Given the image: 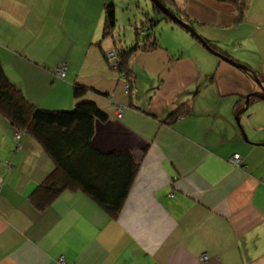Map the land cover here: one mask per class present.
Segmentation results:
<instances>
[{"label": "crops", "instance_id": "crops-1", "mask_svg": "<svg viewBox=\"0 0 264 264\" xmlns=\"http://www.w3.org/2000/svg\"><path fill=\"white\" fill-rule=\"evenodd\" d=\"M109 1L116 17L130 12L131 0H0L9 79L46 109L73 108L75 82L93 88L83 98L107 114L93 144L128 149L139 164L116 218L80 190L38 210L29 195L53 162L0 115V264H264V99L250 98L240 116L249 141L235 120L259 90L253 75L264 86V0H248L242 19L227 2L166 0L206 45L161 18L158 45L129 57L130 79L103 56L135 42L118 22L114 39L102 37Z\"/></svg>", "mask_w": 264, "mask_h": 264}, {"label": "trees", "instance_id": "trees-1", "mask_svg": "<svg viewBox=\"0 0 264 264\" xmlns=\"http://www.w3.org/2000/svg\"><path fill=\"white\" fill-rule=\"evenodd\" d=\"M160 1L170 8L166 0ZM217 1L234 5L237 19L243 18L248 4V0ZM163 18L170 19L166 16ZM186 21L193 25L188 18H185ZM116 22L114 4L109 1L104 4L102 37L114 39ZM157 22V19L141 20V26L135 27L134 43L103 52L109 64L111 61L107 59V52L115 53L118 58L115 69L127 79L130 77L127 63L131 54L158 45L154 32ZM211 48L215 49V46L211 45ZM130 88L129 84L127 92ZM91 89L75 82L72 89L75 104L71 109L39 107L29 101L9 79L0 61V115L16 132L32 136L53 162L52 171L29 195L30 204L38 210L49 206L64 190H80L110 217L116 218L129 193L139 164L128 149L102 151L93 144L94 122L106 120L107 114L95 102L83 98ZM187 107L186 103L181 104L170 113V119L186 112Z\"/></svg>", "mask_w": 264, "mask_h": 264}, {"label": "water", "instance_id": "water-1", "mask_svg": "<svg viewBox=\"0 0 264 264\" xmlns=\"http://www.w3.org/2000/svg\"><path fill=\"white\" fill-rule=\"evenodd\" d=\"M148 1H149L150 5H151L152 11L155 12L154 14H156V13L161 14V18H163L164 16L170 18L172 21L176 22L180 26H182L185 29H187L191 34L195 35L204 45H206V43L204 42V40H201L202 38L199 37V35L197 34V32H196V30H195V28H194L193 25H191V24L185 22L184 20H182L179 16H177L175 14V12H173L170 8H168L160 0H148ZM154 5L156 6V8H154ZM149 13H150L149 10L146 11V12H142V15L144 16V19H142V20H145L146 21V20L154 19V18H152V17L149 16ZM221 57L223 59L229 61L230 63L236 65L237 67H240V68H242L244 70L247 69L245 65L236 63L235 61H233L231 59H228L226 56H221ZM252 78H253L254 82L257 84L259 90L253 91V92H251L250 94H248L245 97L243 106L238 110V112L235 115L236 123H237V125L239 126V128L241 130L242 137L246 141H249V140H248L247 135L245 134V131L241 127V124H240V116L247 109V106L249 104L250 98L264 99V86L261 84L260 80L255 75H253ZM257 144H260V143H257ZM261 144L264 145V143H261Z\"/></svg>", "mask_w": 264, "mask_h": 264}, {"label": "rangeland", "instance_id": "rangeland-1", "mask_svg": "<svg viewBox=\"0 0 264 264\" xmlns=\"http://www.w3.org/2000/svg\"><path fill=\"white\" fill-rule=\"evenodd\" d=\"M140 1V2H139ZM139 8H136V2L133 1L132 5V0L129 3L130 7V12L126 13V17L122 15L117 16V22L121 23L123 27L121 28V31H119L120 38L123 39V41H127L129 37L131 36L134 39V33H135V27L141 26V20L144 19V16L142 15V12L150 11L149 16L157 19L158 22L156 23V35L161 36L163 34V27L164 25L161 24V15L152 11L151 5L148 0H139ZM125 13V12H124ZM128 15L130 16V21L128 20ZM141 30V29H140ZM142 38V37H141ZM138 39V38H137ZM134 43V42H132Z\"/></svg>", "mask_w": 264, "mask_h": 264}, {"label": "built area", "instance_id": "built-area-1", "mask_svg": "<svg viewBox=\"0 0 264 264\" xmlns=\"http://www.w3.org/2000/svg\"><path fill=\"white\" fill-rule=\"evenodd\" d=\"M144 32V28L142 30V33ZM107 59L111 61L110 64H112L113 67H115L118 63V58L116 57L115 53L113 51H108L107 54ZM65 74V67L63 65L61 66H58L56 69H55V75L57 77H63ZM126 88H128V84H126ZM230 162L234 165V166H241L242 164V159L240 157V155L238 153H235L231 156L230 158ZM206 254H203L202 255V258L203 259H206ZM62 259H60L61 261ZM62 262V261H61Z\"/></svg>", "mask_w": 264, "mask_h": 264}]
</instances>
